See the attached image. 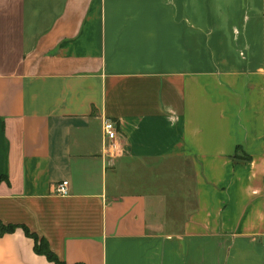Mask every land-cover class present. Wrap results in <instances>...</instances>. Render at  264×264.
I'll use <instances>...</instances> for the list:
<instances>
[{"label": "crops", "instance_id": "crops-1", "mask_svg": "<svg viewBox=\"0 0 264 264\" xmlns=\"http://www.w3.org/2000/svg\"><path fill=\"white\" fill-rule=\"evenodd\" d=\"M0 223V264H54L25 230L64 264H264V0H0Z\"/></svg>", "mask_w": 264, "mask_h": 264}, {"label": "built area", "instance_id": "built-area-1", "mask_svg": "<svg viewBox=\"0 0 264 264\" xmlns=\"http://www.w3.org/2000/svg\"><path fill=\"white\" fill-rule=\"evenodd\" d=\"M118 138V126L115 122L110 120H104L102 125V141L104 148L116 150V141ZM56 193L60 196H66L68 194V183L61 182L56 187Z\"/></svg>", "mask_w": 264, "mask_h": 264}, {"label": "trees", "instance_id": "trees-1", "mask_svg": "<svg viewBox=\"0 0 264 264\" xmlns=\"http://www.w3.org/2000/svg\"><path fill=\"white\" fill-rule=\"evenodd\" d=\"M14 229V226H3L0 223V236L6 233H11L14 231ZM25 233L35 241L34 250L37 254L44 255L49 261L53 262L54 264H64L63 262L59 261L57 257L50 251L46 242L38 239L36 235L30 234L27 230H25Z\"/></svg>", "mask_w": 264, "mask_h": 264}]
</instances>
